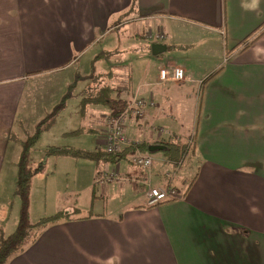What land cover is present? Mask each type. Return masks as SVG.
Instances as JSON below:
<instances>
[{
	"label": "crops",
	"instance_id": "obj_1",
	"mask_svg": "<svg viewBox=\"0 0 264 264\" xmlns=\"http://www.w3.org/2000/svg\"><path fill=\"white\" fill-rule=\"evenodd\" d=\"M120 33L133 41L143 33L149 47L140 50L161 56L157 64L132 62L141 63L135 89L131 68L129 89L108 88L126 106L139 99L153 103L143 116H128L125 133L132 143L149 145L148 155L159 153L149 174L158 166L167 181L149 186H172L179 198L150 206L149 187L145 204H132L116 218L72 215L8 264H264V0H0V177L17 128H37L64 101L58 119L70 98L80 114L98 104L84 106V93L99 91L95 81L118 73L91 78L84 70L91 65L94 74L104 60L95 48ZM150 34L164 40H150ZM202 35L216 39L226 61L221 71L201 61L198 79L190 59L175 51L195 49L205 42ZM250 35L256 41L239 46ZM109 41L115 51L116 38ZM155 44L163 47L153 53ZM231 48L237 49L228 56ZM174 67L185 70V81L161 83L160 70ZM77 79L90 84L75 99ZM102 106L106 112L93 125L61 131L98 138L94 149H73L104 150L111 105ZM185 113L189 123L181 125ZM186 127L194 174L184 170L181 179H169L177 165L160 142L187 145L180 142ZM136 172L121 176L150 180Z\"/></svg>",
	"mask_w": 264,
	"mask_h": 264
},
{
	"label": "rangeland",
	"instance_id": "obj_2",
	"mask_svg": "<svg viewBox=\"0 0 264 264\" xmlns=\"http://www.w3.org/2000/svg\"><path fill=\"white\" fill-rule=\"evenodd\" d=\"M146 24L147 22H144L140 25ZM139 28L140 31L143 32L142 27L139 26ZM202 36L205 42L201 45H196L195 49L189 50L190 48L187 47L183 49V51H185L184 53L181 52V49L175 51V57L182 56L183 58L190 59L188 63L196 70L198 79L202 78L203 76L200 75L204 74V70H202L204 67L198 66L201 61H203V63L204 61H209L208 69L210 68V70H213L219 68L220 71L223 69L222 62L226 61L224 54L222 56L219 55L220 44L216 39L210 35ZM112 37L113 39L116 38L115 51L110 49L112 44L109 40H111ZM144 45H148L149 47L148 41L145 39L143 33L140 34L137 41L131 40L127 34L123 33L113 34V36L103 38L101 44H99L95 50L99 53H103L104 60L95 66L94 74L91 73L93 70L91 65L85 67L84 74L88 72V75L92 78L95 74H106L112 71L114 74L116 72L118 73L117 77H102L100 80L93 83V85L101 86L102 89H99V91L95 90L96 92L90 90L88 95L84 93V97H87L88 99L84 101V106L98 103L96 105L93 104L94 107L91 106L87 108V113L89 112L87 115L85 109L84 112L81 113L82 115L77 108L74 109L73 101L75 100L70 98L67 102V107L61 116H59L58 119L55 118V124L52 126H50V124L46 125V128H44L43 132L40 134L39 140L31 153L32 168L37 169L43 166V170L35 174L31 183L30 217L32 223H37L40 220L54 216L59 212L64 211L71 214L75 210H78L79 215L81 214L87 217L105 216L108 218H116L128 206L132 204L142 205L146 203L145 195L148 188L151 187L149 186L151 184L150 181H152L153 186L158 185V178H161L160 182H162V180L167 181L164 173L157 174L158 171H156V169L158 166L154 169V173L150 175L149 171L152 168L144 170L135 165L133 163V158H131L135 154L130 155L127 159L121 160L117 164H106L104 162L94 161L90 162L80 158L75 160L71 157H45L47 150L51 151L52 148H60L65 145L70 148L83 150L94 149V140L92 139H98L94 135L87 134L89 136L79 138H75L74 135L65 137L61 135V131L64 129L67 132L77 130L85 125H93L92 123H94L95 120H101L100 117L106 112L102 106L103 102L109 99L115 100L113 94L115 92L118 93L117 90L111 92L106 88L127 89L131 82V72L133 75L131 90L132 88H136V85H134L135 78L137 79L136 70L138 68L137 65L141 63L135 65V63L132 64V62L151 61V63L154 62V64H157L162 60L161 56H152L150 48L146 51L140 50ZM103 48H105L104 51H102ZM232 49L233 48L229 49L228 56L231 54ZM79 80H76L79 83L77 87H75V89H77L75 91L76 93H73V98L75 99L80 97L77 93L81 92L80 90L84 87V84H87L88 86L90 84V82L88 83L85 81L86 79L82 82L81 79ZM66 94H69L68 90L66 91ZM112 116L113 115L108 116L107 121H109ZM189 119L190 114L185 113L181 118V125L186 124V122L189 123ZM97 126L99 127V125ZM125 126L126 122L124 128ZM187 129V127L184 129V135L180 137L182 138V141L180 142H186L187 147L189 148V156L193 151V145L191 142L187 143L186 137H188L187 134L188 131H190ZM35 131L36 128L32 125H24L23 128L16 129L11 139L12 143L10 144L4 171L0 177V238L3 234L5 236L11 235L18 225L19 199L15 196L18 173L17 165L24 148L22 143L26 142L28 137L33 136ZM158 154L159 153L152 154V156H157ZM187 157L182 160L180 166H174L176 169L175 171H172L175 175H170L169 179H175L176 177L177 180L181 179L184 175V170H186V173L189 175L194 174V168L188 167L190 163L193 164V162H190ZM132 168L137 171V174H146V177L147 175H150V180L147 181L144 178H134L129 180L128 178L121 176L124 173L130 172ZM99 171H101V173L105 172L106 174H115L119 176V178L113 183L102 184L98 179H95L96 172ZM172 188L175 189L172 186L162 189L166 190Z\"/></svg>",
	"mask_w": 264,
	"mask_h": 264
},
{
	"label": "trees",
	"instance_id": "obj_3",
	"mask_svg": "<svg viewBox=\"0 0 264 264\" xmlns=\"http://www.w3.org/2000/svg\"><path fill=\"white\" fill-rule=\"evenodd\" d=\"M262 28V27H261ZM255 35V34H254ZM254 35L247 37L239 46L245 45L248 48L257 38L251 40L250 38ZM251 40L250 45H248ZM238 46V47H239ZM237 49V48H235ZM233 49V50H235ZM217 74V73H216ZM215 74V75H216ZM213 75V76H215ZM108 91H113L110 88H106ZM105 103H110V108L113 116H117L127 109L126 101L120 100L115 101L112 99L106 100ZM64 107V101L60 103L54 111L48 115L46 119L41 121L33 136L28 137L27 141L23 144V151L18 162V173L16 181L15 196L19 199V219L18 225L15 231L9 235L4 234L0 238V264H8V262L14 257L22 254L30 245L35 244L40 236L51 226L58 225L62 222H70L72 215L78 214V210L73 211L72 214L66 212H59L54 216L44 218L37 223H32L30 217L31 208V183L35 174L43 170V166L37 169L32 168L31 153L39 140L40 134L43 132L46 125H52L54 118L59 114V110ZM161 147L165 155L170 156L172 162L176 165L180 164L183 159L188 156L189 148L185 144H164L160 142ZM140 151L143 154H149V145L138 144L127 149H124L119 154H108L104 150L89 153L80 152L70 147L52 148L51 151H46L45 157L50 158L51 156L57 157H71L74 159L91 160L95 162H104L106 164H117L121 160L127 159L130 155ZM172 202V201H169Z\"/></svg>",
	"mask_w": 264,
	"mask_h": 264
},
{
	"label": "built area",
	"instance_id": "obj_4",
	"mask_svg": "<svg viewBox=\"0 0 264 264\" xmlns=\"http://www.w3.org/2000/svg\"><path fill=\"white\" fill-rule=\"evenodd\" d=\"M150 40L156 42L163 41L164 36L162 34H150L148 36ZM186 79L185 70L181 67L174 68H162L159 72V80L161 83H168L169 81L175 83H182ZM153 103L146 102L144 100H135V102L127 107L122 113L117 116H112L107 122L106 137L104 142V151L108 154H119L124 149L138 145V143H132L129 141L125 133V122L129 114L135 117L143 116L145 108ZM126 117V118H125ZM133 144V145H132ZM135 154V155H134ZM133 163L144 170L151 169L154 165V159L151 155L143 154L140 151L134 153ZM119 178L115 174H106L105 172L98 175L97 179L100 183H113ZM148 203L150 206H156L164 202L175 201L179 198L178 193L174 189H162L150 187L147 193Z\"/></svg>",
	"mask_w": 264,
	"mask_h": 264
},
{
	"label": "water",
	"instance_id": "obj_5",
	"mask_svg": "<svg viewBox=\"0 0 264 264\" xmlns=\"http://www.w3.org/2000/svg\"><path fill=\"white\" fill-rule=\"evenodd\" d=\"M162 47H163V46H162V45H159V44H155V45H153V47H152L153 53L155 52L156 49H160V48H162Z\"/></svg>",
	"mask_w": 264,
	"mask_h": 264
}]
</instances>
